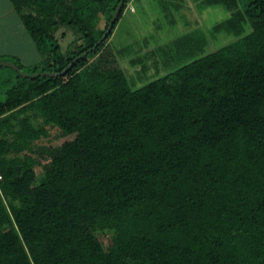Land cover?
<instances>
[{"label":"trees","instance_id":"obj_1","mask_svg":"<svg viewBox=\"0 0 264 264\" xmlns=\"http://www.w3.org/2000/svg\"><path fill=\"white\" fill-rule=\"evenodd\" d=\"M121 1L10 0L39 55L0 62L86 55L1 67L0 264H264V0L202 1L233 38L191 31L163 76L152 44L112 46L131 0L100 43Z\"/></svg>","mask_w":264,"mask_h":264},{"label":"rangeland","instance_id":"obj_2","mask_svg":"<svg viewBox=\"0 0 264 264\" xmlns=\"http://www.w3.org/2000/svg\"><path fill=\"white\" fill-rule=\"evenodd\" d=\"M130 9L132 6L136 7V14L128 13L120 20L113 37L111 39L112 46L116 49L125 48L127 46H133V48L140 46H152L150 48H144L143 55L147 52L156 50L154 53L155 57L150 61V64H153L152 61L156 58L157 67L159 70V75L163 76L166 73L170 72L167 70L163 64V58H169L166 54V50L170 51L172 54L176 51V47L181 45L184 41L185 36H188L191 31L198 29L204 30L207 36V52H213L218 50L219 47L225 45L233 36L219 32L216 40H213L209 31L214 27L218 22L222 21L226 17V13L221 8H201L200 3L204 0H187V5L185 3L181 4L179 0H174L175 4H181L178 8L173 3H169L166 0H131ZM137 3V4H136ZM105 22H103V26ZM19 29V27H18ZM248 29H251L248 26ZM8 30V29H7ZM250 31V30H249ZM191 32V34L193 33ZM7 33H9L7 31ZM63 52H67L70 48L75 47L76 36L70 29H61L56 34ZM193 36V35H191ZM196 37V36H193ZM189 40V38H187ZM145 41V42H143ZM21 47H18L19 50H13L12 45L8 42L4 48L6 49L7 55H13L16 53V56L21 58L22 63L27 65L26 61H33L35 57L38 56L37 50H35V45L27 34L21 40ZM73 44V45H72ZM150 50V51H149ZM11 53V54H10ZM170 53L171 56H173ZM1 56V55H0ZM170 56V57H171ZM7 57V56H4ZM163 57V58H162ZM172 58V57H171ZM172 60V59H171ZM174 62V61H173ZM129 66H125L128 68ZM11 70L8 68H0V77L5 78L8 76ZM127 74L130 79H133L138 85L140 82L139 74H141L140 66L129 67L127 69ZM156 67L152 65L147 72L149 77L157 76ZM145 77V76H144ZM147 78L151 80V78ZM146 80V81H147ZM141 84V83H140ZM5 88L0 89V102H3L6 99ZM34 124L39 125L43 123L42 119H34ZM60 131L58 129L50 130V137L42 140L43 145L48 146H61L66 141H71L74 139V136L67 138H59ZM39 159V157H37ZM42 164H46L43 161V158L39 159ZM37 177L40 179L43 177L44 172L42 167L37 168ZM99 239L105 244L106 236L100 235Z\"/></svg>","mask_w":264,"mask_h":264},{"label":"crops","instance_id":"obj_3","mask_svg":"<svg viewBox=\"0 0 264 264\" xmlns=\"http://www.w3.org/2000/svg\"><path fill=\"white\" fill-rule=\"evenodd\" d=\"M132 7L134 9L133 13L136 14V7ZM7 31L9 33H7ZM24 36H27V32L22 25L20 16L15 12L10 0H0V55H7L4 46H6L8 42L12 45L13 50H19L18 47L22 46L21 40ZM13 55L16 56V53ZM37 60L38 56L35 57V60H29L26 62L27 65H29L36 63Z\"/></svg>","mask_w":264,"mask_h":264},{"label":"water","instance_id":"obj_4","mask_svg":"<svg viewBox=\"0 0 264 264\" xmlns=\"http://www.w3.org/2000/svg\"><path fill=\"white\" fill-rule=\"evenodd\" d=\"M125 1H126V0H122V1L120 2L119 6L117 7V9H116V11H115V14H114V16H113V18H112V20H111V23H110V26H109V28H108V31L105 33V35L103 36V38L100 40V43H101L103 40H105V39L107 38V36L111 33L112 28H113V25H114L115 22L117 21V19H118V17H119V14H120V12H121V10H122V7H123V5L125 4ZM91 51H92V50H90L89 52H91ZM84 55H86V54H84ZM84 55L80 56L79 58L83 57ZM79 58H77L76 60H74V62L72 63V65H74V64L78 61ZM72 65L69 66L66 70H64V71H63L62 73H60V74H52V73L45 72V73H37V74H31V75H30V74H27V73L23 72L22 70H20V69L17 67V65L14 64L13 62H0V68H1V67H8V68H11V69L17 71L21 76L26 77V78L55 77V76H58V75H62V74H64L66 71H68V70L72 67Z\"/></svg>","mask_w":264,"mask_h":264}]
</instances>
